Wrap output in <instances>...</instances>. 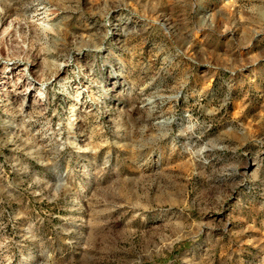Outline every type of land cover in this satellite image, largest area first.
I'll return each instance as SVG.
<instances>
[{"label":"rangeland","instance_id":"rangeland-1","mask_svg":"<svg viewBox=\"0 0 264 264\" xmlns=\"http://www.w3.org/2000/svg\"><path fill=\"white\" fill-rule=\"evenodd\" d=\"M11 72L0 264H264V0H0Z\"/></svg>","mask_w":264,"mask_h":264},{"label":"bare ground","instance_id":"bare-ground-1","mask_svg":"<svg viewBox=\"0 0 264 264\" xmlns=\"http://www.w3.org/2000/svg\"><path fill=\"white\" fill-rule=\"evenodd\" d=\"M13 60H14V58H13ZM13 70L14 69L12 68L11 71H13ZM19 70L21 72H23L22 77H26V72L28 69L24 67V68H20ZM12 74L13 73L11 72L10 76L3 81L2 84L5 85L4 86L5 88H4L3 92H1L0 94L1 95H4V94H7V95H10V94L25 95V97L29 96L31 93L32 83H28L27 88L20 90L19 86L14 85L12 83V81H11V78H13Z\"/></svg>","mask_w":264,"mask_h":264}]
</instances>
